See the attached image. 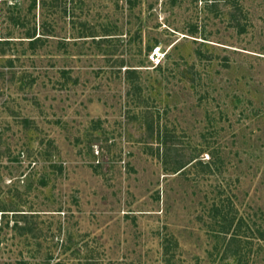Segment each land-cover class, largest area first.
I'll list each match as a JSON object with an SVG mask.
<instances>
[{
    "label": "rangeland",
    "instance_id": "374dc122",
    "mask_svg": "<svg viewBox=\"0 0 264 264\" xmlns=\"http://www.w3.org/2000/svg\"><path fill=\"white\" fill-rule=\"evenodd\" d=\"M0 264H264V0H0Z\"/></svg>",
    "mask_w": 264,
    "mask_h": 264
},
{
    "label": "trees",
    "instance_id": "16d2710c",
    "mask_svg": "<svg viewBox=\"0 0 264 264\" xmlns=\"http://www.w3.org/2000/svg\"><path fill=\"white\" fill-rule=\"evenodd\" d=\"M32 41V40H31Z\"/></svg>",
    "mask_w": 264,
    "mask_h": 264
}]
</instances>
